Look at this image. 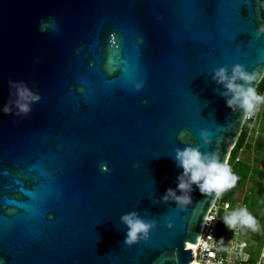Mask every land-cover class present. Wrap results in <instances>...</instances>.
I'll list each match as a JSON object with an SVG mask.
<instances>
[{"label":"water","instance_id":"95a60500","mask_svg":"<svg viewBox=\"0 0 264 264\" xmlns=\"http://www.w3.org/2000/svg\"><path fill=\"white\" fill-rule=\"evenodd\" d=\"M258 3L0 0L3 264H191L211 198L194 190L185 211L159 198L182 171L177 148L228 162L245 117L211 76L243 64L258 88ZM10 82L40 95L29 114L2 111L17 99ZM130 211L156 226L127 246Z\"/></svg>","mask_w":264,"mask_h":264},{"label":"clouds","instance_id":"9594fccd","mask_svg":"<svg viewBox=\"0 0 264 264\" xmlns=\"http://www.w3.org/2000/svg\"><path fill=\"white\" fill-rule=\"evenodd\" d=\"M258 6L264 9V0H259ZM255 37L257 39L264 37V24L257 28ZM211 79L216 85L222 87L223 91L220 95L224 98L226 106L232 111L239 110L246 119L255 117L260 108L264 106V93L259 92L253 86L258 75L256 72H249L245 65L234 64L231 70L227 66L216 68L213 70ZM10 83L16 87L17 99L14 102H6L2 111L5 114H29L31 105L41 99L40 95L32 92L23 82ZM134 87L139 91L144 87V83L137 82ZM13 106L17 109L15 113H13ZM201 137L204 144L211 143L205 131H201ZM174 161L175 166L182 171L177 175L176 187L167 188L159 198V202H172L181 211L187 210V207L193 204L192 193L197 189L202 195L210 197L215 207L216 201L224 192L235 187L239 179L227 160H221L218 152L215 151H202L199 147L193 146L177 148ZM214 219V216L206 217L209 222ZM120 222L127 229L123 241L127 246L137 244L141 240L147 241L150 231L156 226L154 220H146L136 211L121 215ZM222 222L230 231L245 228L257 231L260 227L257 219L246 206L227 212L222 217ZM168 226L171 227V224ZM0 264H3L2 258H0Z\"/></svg>","mask_w":264,"mask_h":264},{"label":"built area","instance_id":"2783aa9c","mask_svg":"<svg viewBox=\"0 0 264 264\" xmlns=\"http://www.w3.org/2000/svg\"><path fill=\"white\" fill-rule=\"evenodd\" d=\"M262 93H264V89ZM263 111L264 106L260 108L255 117L245 118L244 126H247V130L243 141L239 143L244 126L228 160L232 171L238 164L244 162L248 145L252 141L255 142L259 137ZM233 153L234 156H232ZM241 192V196L231 201L220 197L216 201L215 207L211 208L207 217L214 216L215 219L210 222L205 219L198 246L191 243L187 244L188 249H191L193 254L191 264H264V246L260 249L258 256H255L250 244L243 240L245 229L230 231L222 222V217L227 212L241 206L248 208L247 197L250 195V191L245 187ZM221 237H223V240H221Z\"/></svg>","mask_w":264,"mask_h":264},{"label":"rangeland","instance_id":"374dc122","mask_svg":"<svg viewBox=\"0 0 264 264\" xmlns=\"http://www.w3.org/2000/svg\"><path fill=\"white\" fill-rule=\"evenodd\" d=\"M261 126L262 131H259L261 133L259 136L262 137L263 135L264 137V120ZM246 153L245 156L248 155L250 158V160H247V157L244 159V163L245 161L249 163V178L246 187L249 189L250 195L247 197V204L249 211L257 219L260 227L257 231L245 228L243 240L250 244L251 249L254 250V255L258 256L260 249L264 246V145L258 143L253 150L250 145ZM258 181H262V190H259ZM243 189L241 191H243ZM241 191H238L233 199L241 196Z\"/></svg>","mask_w":264,"mask_h":264},{"label":"trees","instance_id":"16d2710c","mask_svg":"<svg viewBox=\"0 0 264 264\" xmlns=\"http://www.w3.org/2000/svg\"><path fill=\"white\" fill-rule=\"evenodd\" d=\"M264 89V79L263 81L259 84L257 90L259 92H262V90ZM264 120V111L262 113V122ZM262 127V126H261ZM247 130V126H244V130H243V134L240 138V141L239 143H241L243 141V138L245 136V131ZM262 131V129L260 130V132ZM261 134V133H260ZM260 143L262 145H264V137L262 135L259 136L255 142L252 141L249 145H248V148H250V145L252 146V150L256 148L257 144ZM234 156V153L233 155ZM247 160H250V158H248V155L246 156ZM248 161H245L242 162L241 164H238L234 169H233V172L239 177L235 187H233L232 189H229L227 190L226 192H224L221 196V199H224V200H232L234 195L238 192V191H241L243 188L246 187V185H248V178H249V175H248ZM257 184L259 185V190H262L263 188V185H262V181H258ZM232 198V199H231Z\"/></svg>","mask_w":264,"mask_h":264},{"label":"crops","instance_id":"0c3cea01","mask_svg":"<svg viewBox=\"0 0 264 264\" xmlns=\"http://www.w3.org/2000/svg\"><path fill=\"white\" fill-rule=\"evenodd\" d=\"M250 154V153H249ZM249 158V157H248Z\"/></svg>","mask_w":264,"mask_h":264}]
</instances>
